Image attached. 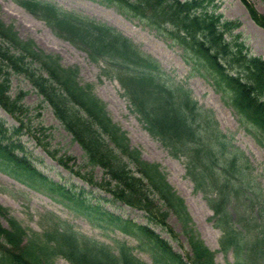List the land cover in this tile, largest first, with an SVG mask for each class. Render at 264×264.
<instances>
[{"label": "trees", "instance_id": "1", "mask_svg": "<svg viewBox=\"0 0 264 264\" xmlns=\"http://www.w3.org/2000/svg\"><path fill=\"white\" fill-rule=\"evenodd\" d=\"M42 20L57 35L85 50L94 60H104L118 72L117 79L141 115L145 129L158 137L174 156L186 158V172L196 189L212 187L206 202L213 226L221 232L222 253H232L231 264H264V196L257 185L245 184L249 161L233 150L231 136L219 130L213 113L192 99L190 92L174 85L150 55L113 27L42 0H13ZM113 7L127 19H137L158 36L182 50L191 73L210 82L222 102L231 108L239 125L264 148V59L251 53L241 34L234 33L238 20L224 19L216 0H92ZM250 19L264 29V15L250 0H240ZM13 77H20L43 97L62 128L82 149L100 180L74 170L72 158L45 152L62 168L76 174L90 187L112 200L144 211L155 224L168 227L175 217L190 251L183 258L148 226L87 205L83 189L72 194L64 185L38 171L27 159L20 135L26 127V91L10 94ZM93 85L82 82L75 66H63L60 57L43 52L32 40H22L11 25L0 20V107L15 121L8 127L0 120V171L53 199L68 201L93 216L98 225H114L138 241L159 264H215L189 216L184 200L168 183L160 165L141 157L130 145L126 132L110 118ZM257 191V194L254 192ZM256 194V195H254ZM263 197V200H260ZM236 204L235 216L228 211ZM0 264H53L62 256L70 264H146L132 248L117 243V254L107 245L77 234L66 223L38 234L26 230L0 206ZM110 222V223H109ZM173 237V231L168 230Z\"/></svg>", "mask_w": 264, "mask_h": 264}, {"label": "rangeland", "instance_id": "2", "mask_svg": "<svg viewBox=\"0 0 264 264\" xmlns=\"http://www.w3.org/2000/svg\"><path fill=\"white\" fill-rule=\"evenodd\" d=\"M42 1L108 23L128 35L138 50L151 54L162 66L171 84H179L189 90L200 106L213 111L220 131L232 137V149L241 151L249 161V169L244 176L245 184L257 185L264 196V148L257 143L253 135L239 126L231 108L224 105L210 83L200 76L190 74V66L182 61V50L179 47L168 46L169 41L156 36L153 30L144 27L136 20H126L114 9L96 2L89 0ZM250 2L260 14L264 15V0H250ZM216 3L217 12L221 13L224 19L239 21L240 28L234 33L242 34L252 54L264 58V31L251 21L242 3L239 0H216ZM0 19L5 24L12 25L22 40H32L43 52L59 55L65 66L78 67L81 79L93 84L95 94L105 104L111 119L127 132L131 145L141 152L144 160L160 165L168 182L183 198L197 233L214 252L215 263L231 264L232 254L229 252L225 255L219 249L218 241L221 232L212 226L210 219L212 212L205 199L206 194L208 196L213 194L212 187L203 186L201 189H196L193 180L186 172V158L182 155L174 156L158 137L152 136L145 129L141 115L113 77L112 74L116 76L115 72L110 71L109 75L105 74L103 72L105 65L102 61L97 62L85 50L56 36L44 22L13 0H0ZM20 90L27 91L23 104L29 108L23 119L26 127L20 135V140L25 153L36 168L49 178L65 185L72 192H79L80 188H83L89 205H98L124 219H130L138 224L149 223L155 227V224L147 220L140 210L109 200L108 195L87 186L48 157L44 147L50 151H57L59 155L73 157L74 161L70 164L75 162L73 169H80L81 174L90 172V168L85 166L83 151L61 127L48 104L43 102L42 97L28 82L20 77H13L10 94L16 96ZM0 119L9 127L16 125L15 120L1 109ZM93 174L99 180L102 171L96 168ZM254 192L257 194V191ZM260 200L262 201L263 197H260ZM0 204L6 207L9 214L15 217L24 228L38 233L51 230L54 222L50 219L53 215L67 221L75 231L112 247L115 246L116 241L136 245L134 239L112 225L93 226L87 216L71 211L62 202L54 201L40 192L24 187L4 173H0ZM236 208L235 201L230 200L227 209L233 216ZM167 222L168 229L173 231L172 234L176 238L160 226L155 227L156 232L167 239L175 251L185 256L189 252V247L181 234L177 220L169 217ZM135 254L152 264L146 253L135 249ZM54 264L70 263L65 258L57 256Z\"/></svg>", "mask_w": 264, "mask_h": 264}]
</instances>
